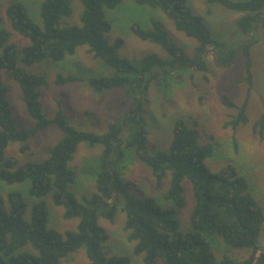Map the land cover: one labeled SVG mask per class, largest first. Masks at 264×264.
<instances>
[{
  "label": "trees",
  "instance_id": "16d2710c",
  "mask_svg": "<svg viewBox=\"0 0 264 264\" xmlns=\"http://www.w3.org/2000/svg\"><path fill=\"white\" fill-rule=\"evenodd\" d=\"M7 1L5 17L0 15V73L5 72L19 86L34 124L30 128L17 126L8 89L0 79V183L21 189L6 195L0 189V264H64L82 248L89 264H130L128 257L109 256L105 251L109 235L100 220L114 223L118 211L125 214L128 240L136 242L134 254L143 255L144 264H264V207L235 166L229 164L217 173L208 169L205 162L214 157V137L196 120L174 118L169 148L151 150L145 117L152 88L167 95L174 76L189 69L207 73V56L214 51L217 64L223 68H230L239 55L245 59L246 99L241 106L226 95L220 101L238 111L225 127L236 132L239 125H246L253 86L251 53L264 36V0H206L208 5L238 14L237 33L246 42L237 44L213 35L204 17L189 7V0H132L160 10L177 32L194 43L188 51L158 22H153L151 31L133 24L131 30L137 38L159 46L166 55L149 54L139 61L120 56L122 39L107 38L111 23L105 10L116 9L122 0H42V27L31 20L25 2ZM74 1L83 7L79 25L67 22L73 15ZM79 48H86L97 71L87 80L58 74L54 84L85 83L97 95L123 91L129 110L105 133L78 129L61 104L52 116L43 110L42 93L49 86L46 68L59 67ZM255 126L264 130V114ZM50 130H56L60 138L46 158L22 163L8 155L14 144L19 145L21 154H27L31 142ZM81 144L92 149L101 146V155L90 173L95 192L77 199L80 180L71 164ZM133 158L151 171L158 189L169 180L162 199L138 194L124 178ZM184 182L189 183L194 201L187 231H182L179 223L188 206ZM46 199L63 208L64 220H79L75 231L63 237L48 229ZM28 206L29 221L25 219ZM214 242L225 247L220 260L214 253ZM234 253L246 255L233 258Z\"/></svg>",
  "mask_w": 264,
  "mask_h": 264
},
{
  "label": "rangeland",
  "instance_id": "374dc122",
  "mask_svg": "<svg viewBox=\"0 0 264 264\" xmlns=\"http://www.w3.org/2000/svg\"><path fill=\"white\" fill-rule=\"evenodd\" d=\"M25 2L31 20L42 27L40 6L42 0H19ZM235 1V0H234ZM0 15L5 17L7 0H0ZM189 7L199 16L204 17L211 32L220 35V39L229 44L245 43L246 38L237 33L236 20L238 14H233L221 6L208 5L206 0H189ZM73 15L67 20L68 24L79 25V17L83 11L80 2L74 1ZM105 17L111 23V31L107 35L110 41L122 39L120 49L122 58L139 61L149 54L166 57L163 50L150 42L137 38L131 30L133 24H139L145 31L154 29L153 22L161 24L169 33L172 40L188 51L193 49L194 43L182 33L175 30L172 22L158 9L148 6H139L132 0H122L116 9H106ZM26 43H29V41ZM1 54V52H0ZM252 73L253 86L247 108L249 122L239 125L236 132L231 127H225L237 115L236 109L224 107L220 101L223 95L228 96L237 106H241L247 96L248 85L245 81V59L239 55L230 68H223L215 60V52L210 51L207 56L209 70L207 73L189 69L174 76L172 88L167 95H163L156 88L149 92L146 120L149 127V147L151 150H166L172 141V120L181 118L188 122L196 120L206 131L214 137V157L207 159L205 164L208 169L217 173L229 164L236 167L239 174L245 177L250 185V192L264 207V130L256 127L264 114V36H260L258 43L252 48ZM97 64L86 48H79L74 56L67 57L59 67H48L49 86L43 90L42 106L48 116H52L59 104L69 118L72 125L78 129L105 133L108 126L116 123L125 112L129 110V102L125 99L123 91H114L108 94L97 95L85 83H75L64 87L54 84L58 74L67 76L75 75L87 80L97 71ZM30 71V70H29ZM31 72V71H30ZM1 82L8 89V99L12 107L13 116L19 128H30L34 121L29 117L19 86L0 73ZM60 135L56 130L43 133L31 142L30 152L21 154L19 145H12L7 153L17 157L22 163L29 160H42L46 158L48 150L59 140ZM101 155V146L94 149L87 144H81L71 166L79 176L77 199L90 196L95 192V182L91 170ZM124 178L131 182L133 189L140 195L154 196L162 199L164 192L169 187V180L163 187L157 188L151 171L133 158L124 172ZM184 197L187 208L180 214L179 223L182 231L189 229V215L193 208V196L188 182H184ZM3 195L11 191L21 190L19 185L6 186L0 183ZM18 189V190H15ZM49 210L48 229H55L63 237L68 231H75L79 220H64L63 208L53 205L50 199L45 200ZM30 220V206L25 215ZM100 225L105 228L109 240L105 251L109 256H126L130 264H144L143 255L136 256L134 248L136 242L128 240L125 231V214L118 211L114 223L101 219ZM264 250V235L261 240ZM213 250L218 260L225 253L222 243L214 242ZM246 253H234L233 258H240ZM64 264H89L85 249L82 248L70 255Z\"/></svg>",
  "mask_w": 264,
  "mask_h": 264
},
{
  "label": "crops",
  "instance_id": "0c3cea01",
  "mask_svg": "<svg viewBox=\"0 0 264 264\" xmlns=\"http://www.w3.org/2000/svg\"><path fill=\"white\" fill-rule=\"evenodd\" d=\"M262 247V246H261ZM263 250V249H262Z\"/></svg>",
  "mask_w": 264,
  "mask_h": 264
}]
</instances>
